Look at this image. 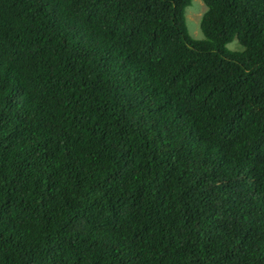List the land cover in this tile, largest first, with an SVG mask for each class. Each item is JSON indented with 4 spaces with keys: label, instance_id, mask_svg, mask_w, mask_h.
<instances>
[{
    "label": "trees",
    "instance_id": "1",
    "mask_svg": "<svg viewBox=\"0 0 264 264\" xmlns=\"http://www.w3.org/2000/svg\"><path fill=\"white\" fill-rule=\"evenodd\" d=\"M191 2L0 0V264H264V0Z\"/></svg>",
    "mask_w": 264,
    "mask_h": 264
},
{
    "label": "rangeland",
    "instance_id": "2",
    "mask_svg": "<svg viewBox=\"0 0 264 264\" xmlns=\"http://www.w3.org/2000/svg\"><path fill=\"white\" fill-rule=\"evenodd\" d=\"M191 4L187 5L184 9V15L186 20V25L191 36L199 38L202 36L199 28V20L202 13L206 9V5L203 0H191ZM231 48H238L240 45L234 39L228 44Z\"/></svg>",
    "mask_w": 264,
    "mask_h": 264
},
{
    "label": "clouds",
    "instance_id": "3",
    "mask_svg": "<svg viewBox=\"0 0 264 264\" xmlns=\"http://www.w3.org/2000/svg\"><path fill=\"white\" fill-rule=\"evenodd\" d=\"M102 65H103V64L98 65V67H99L100 70H103V69H102Z\"/></svg>",
    "mask_w": 264,
    "mask_h": 264
},
{
    "label": "bare ground",
    "instance_id": "4",
    "mask_svg": "<svg viewBox=\"0 0 264 264\" xmlns=\"http://www.w3.org/2000/svg\"><path fill=\"white\" fill-rule=\"evenodd\" d=\"M171 59V58H170ZM145 95V94H144ZM157 95V94H156ZM165 211V210H164ZM168 213V212H167ZM167 215V214H166ZM175 215V214H174Z\"/></svg>",
    "mask_w": 264,
    "mask_h": 264
}]
</instances>
